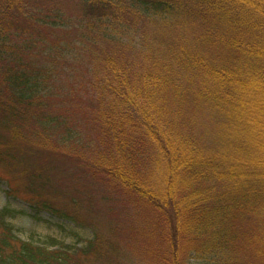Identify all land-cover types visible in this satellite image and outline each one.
<instances>
[{"label":"trees","instance_id":"16d2710c","mask_svg":"<svg viewBox=\"0 0 264 264\" xmlns=\"http://www.w3.org/2000/svg\"><path fill=\"white\" fill-rule=\"evenodd\" d=\"M2 163L73 222L72 174L148 208L140 230L157 221L166 245L139 247L152 264H264V0H0ZM15 213L0 264L104 249L97 229L79 248L22 240Z\"/></svg>","mask_w":264,"mask_h":264},{"label":"rangeland","instance_id":"374dc122","mask_svg":"<svg viewBox=\"0 0 264 264\" xmlns=\"http://www.w3.org/2000/svg\"><path fill=\"white\" fill-rule=\"evenodd\" d=\"M65 8L68 12H73L72 5H65ZM75 12L72 17H76L77 13ZM57 54L58 58H60L59 52ZM71 61L68 59L69 64H71ZM61 65L62 67L63 65L68 67L66 61L62 62ZM63 84H66L68 88L70 87L67 81H64ZM84 152L87 154L89 147ZM66 167H68L67 170L73 168L69 162H66ZM63 175L70 174L64 172ZM71 176H73L71 183L74 185L72 188L78 184V189L81 193V195L75 196L76 198H81L79 206L72 204L69 206L68 204L71 211L78 216L77 222L59 217L45 210H37L31 202L42 197L29 189L27 177L18 171H12L10 167L7 168L3 163L0 164V210L4 208L15 210L16 213L7 217V219L15 227L18 237L22 240H33L35 242H48L50 238H56L75 248H79L85 246L88 240L94 238V230L96 231L97 229V233L101 235L98 236L97 241L99 243L104 241V249H101L96 255H89V258L85 259L87 263L152 264V262L141 258L139 247L142 245L159 246L160 249H165L166 245L164 246L161 235L157 236V238L152 233V230L158 228L157 221L149 226L148 232H144L148 229L140 230L143 222L142 217H149L151 211L148 208L134 206L132 203L126 202V197L123 193L121 195L115 192L114 194L110 193L107 184L90 175L81 174L82 177L78 180L74 178L73 174ZM81 181L83 184L88 182V188L82 189L79 185ZM62 188L70 189V187L64 185ZM48 197L50 196L48 195L45 198ZM110 209L113 210L112 213L108 211ZM106 217L109 218L105 221ZM110 218L113 223H109ZM111 243L114 245L112 246ZM119 244L121 247L116 251L117 249L115 248ZM133 248H136V251L138 250L137 254L132 250ZM199 263H201V260L194 255L186 260V264Z\"/></svg>","mask_w":264,"mask_h":264}]
</instances>
